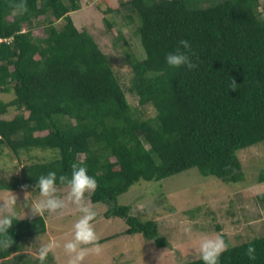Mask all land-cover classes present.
Wrapping results in <instances>:
<instances>
[{
  "label": "trees",
  "instance_id": "obj_1",
  "mask_svg": "<svg viewBox=\"0 0 264 264\" xmlns=\"http://www.w3.org/2000/svg\"><path fill=\"white\" fill-rule=\"evenodd\" d=\"M26 4L23 12L0 0V146L20 163L27 156L18 174L0 177V189L39 191V176L55 171L70 178L71 164L83 161L98 181L91 201L110 204L106 217L123 219L126 234L165 246L158 222L132 214L118 196L140 181L194 167L225 182L243 179L238 150L264 140V0H121L139 17L135 32L145 53L127 54L137 107L92 33L76 26L71 12L81 0ZM180 40L191 44L194 69L166 62ZM232 78L235 90L226 83ZM9 92L15 96L5 101L1 93ZM11 108L16 115L5 117ZM34 150L52 157L36 159ZM46 231L45 216L13 221L14 243L0 249V264ZM220 236L230 245L220 264H264V235L237 245ZM249 245L255 261L245 254Z\"/></svg>",
  "mask_w": 264,
  "mask_h": 264
},
{
  "label": "rangeland",
  "instance_id": "obj_2",
  "mask_svg": "<svg viewBox=\"0 0 264 264\" xmlns=\"http://www.w3.org/2000/svg\"><path fill=\"white\" fill-rule=\"evenodd\" d=\"M121 0H81V8L71 12L76 26L89 30L100 48L109 57L119 78L127 86L128 97L134 107L138 98L128 90L132 69L128 53L143 58L145 53L136 35L138 15L120 4ZM208 2L204 1L203 5ZM261 8V7H260ZM112 23L108 27L106 20ZM63 20L57 22L61 25ZM43 34L42 29L36 31ZM118 36L124 37L119 40ZM14 92L1 93L5 101L14 98ZM153 115L152 107L147 109ZM17 110L11 108L4 116L11 118ZM36 159L52 157L49 150H34ZM244 177L238 182H225L214 175L205 176L198 168L168 176L160 181H140L118 196V203L132 207V214L143 220H156L159 236L166 241L158 246L154 240L142 234H126L127 223L117 217H106L109 203H93L90 194L86 199L97 213L92 221L99 236L102 251H90L83 264H182L199 258L196 249L205 237L227 234L232 245L244 243L264 235V140L237 152ZM22 159L24 163L27 158ZM12 150L0 146V177L10 179L22 166ZM17 172V173H16ZM57 195L66 198L68 186H57ZM14 193L17 196L16 211L21 217H31L30 206L41 199L39 191L27 189H0V198ZM259 193V194H258ZM26 197V199H25ZM3 201H0L2 205ZM47 231L24 240L21 251L13 254L5 264H40L37 249L42 241H55L59 247L55 256L50 253L45 264H66L63 244L74 235V224L81 213L75 205L63 212L48 213ZM220 226L221 231H219ZM186 229L190 231H186ZM1 262V260H0Z\"/></svg>",
  "mask_w": 264,
  "mask_h": 264
},
{
  "label": "clouds",
  "instance_id": "obj_3",
  "mask_svg": "<svg viewBox=\"0 0 264 264\" xmlns=\"http://www.w3.org/2000/svg\"><path fill=\"white\" fill-rule=\"evenodd\" d=\"M10 7L14 10L28 11L26 0H10ZM191 44L187 40H180L175 52L166 56V62L171 68L186 67L191 70L197 67L191 60ZM229 89H237V82L232 78L226 82ZM57 180L60 184H67L69 191L66 198L57 195ZM98 187V181L88 174L83 161L71 164V177L66 175L57 176L55 171H49L46 175L38 177L36 188L39 189L41 199L34 200L30 206L33 216L43 217L46 212H63L70 204L75 205L81 213L80 218L74 224V235L71 240L63 244V251L67 256L66 264H83L90 251L99 254L102 249L98 243L99 236L92 221L97 213L90 207L86 194L93 193ZM259 194V193H258ZM26 199V197H25ZM3 201L0 205V249L7 250L13 243V237L9 229L13 227V221H19L24 217L16 211L17 196L12 193L7 197L0 198ZM186 231H190L186 229ZM59 247L57 242L48 241L40 244L37 249V259L40 264H45L50 253L55 256V250ZM230 245L222 236L205 237L201 240L199 248L196 249L203 264H220V257L228 251ZM248 259H257L256 248L249 245L246 249Z\"/></svg>",
  "mask_w": 264,
  "mask_h": 264
},
{
  "label": "built area",
  "instance_id": "obj_4",
  "mask_svg": "<svg viewBox=\"0 0 264 264\" xmlns=\"http://www.w3.org/2000/svg\"><path fill=\"white\" fill-rule=\"evenodd\" d=\"M1 40V39H0Z\"/></svg>",
  "mask_w": 264,
  "mask_h": 264
}]
</instances>
